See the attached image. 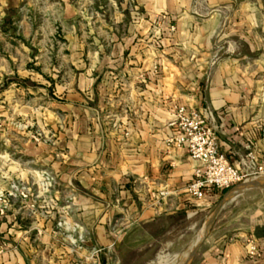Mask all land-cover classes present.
Listing matches in <instances>:
<instances>
[{"label":"crops","instance_id":"obj_1","mask_svg":"<svg viewBox=\"0 0 264 264\" xmlns=\"http://www.w3.org/2000/svg\"><path fill=\"white\" fill-rule=\"evenodd\" d=\"M121 1L110 4L121 32L111 33L106 54L95 52L100 61L85 66L84 51L69 50L43 81L60 95L45 105V138L1 163L0 264H151L174 247L168 222L217 204L209 228L218 209L264 192L263 175L195 200L186 188L200 164L166 142L184 107L213 128L235 168L245 169L250 150L264 163V0ZM76 11L63 3V19ZM44 176L52 181L42 193ZM216 231L177 264H253L249 241L264 264L260 207Z\"/></svg>","mask_w":264,"mask_h":264},{"label":"rangeland","instance_id":"obj_2","mask_svg":"<svg viewBox=\"0 0 264 264\" xmlns=\"http://www.w3.org/2000/svg\"><path fill=\"white\" fill-rule=\"evenodd\" d=\"M112 1L0 0V170L1 163L17 159L20 145L25 143L27 149L32 146L31 142H42L45 138L42 131L49 128L42 119L45 117V123L51 121L43 114L45 105L59 101L60 97L59 89H54L51 83L43 87L51 69L58 70L64 65L69 50L84 51L79 60L85 66L100 61L96 51L108 52L111 33L115 29L121 32L120 26L112 24L113 17L119 14L118 9L110 6ZM64 2L76 7V16L63 19ZM46 177L40 183L42 193L46 191L43 185ZM0 198L2 207L4 199ZM234 203L218 209L209 228L206 223L217 204L202 216H178L168 222L167 226L173 227L168 237L175 243L172 250L159 254L169 260L166 264L182 262L213 227L218 236L220 232L244 224L253 209L260 207L264 213V192L240 201L237 207H233ZM194 223L196 227L189 229Z\"/></svg>","mask_w":264,"mask_h":264},{"label":"built area","instance_id":"obj_3","mask_svg":"<svg viewBox=\"0 0 264 264\" xmlns=\"http://www.w3.org/2000/svg\"><path fill=\"white\" fill-rule=\"evenodd\" d=\"M169 127L174 132L167 138V144L184 146L189 157L200 164L194 173V180L186 188L188 195L195 200L203 199L206 189H225L243 182L249 177L264 175V163H257L258 156L251 150L243 159L245 169L241 171L235 168L225 154L220 152L213 128L197 111L187 110L184 107L177 108L169 122ZM261 136L264 140V128L261 130ZM51 181L52 179L49 177L44 179V190L50 187ZM27 194L26 189L18 190L21 199H26ZM2 213L3 210L0 207V214ZM57 225H62V222H57ZM70 229L74 231L75 226ZM258 257L259 252L256 243L249 241L247 258L256 264Z\"/></svg>","mask_w":264,"mask_h":264},{"label":"bare ground","instance_id":"obj_4","mask_svg":"<svg viewBox=\"0 0 264 264\" xmlns=\"http://www.w3.org/2000/svg\"><path fill=\"white\" fill-rule=\"evenodd\" d=\"M261 183H264L263 181ZM257 184V183H256ZM260 184V183H259ZM249 185V184H248ZM236 196V195H235ZM201 240V238H200ZM197 244V243H196ZM187 253V252H186ZM166 255V254H165ZM188 255V254H187ZM184 256V255H183ZM185 257V256H184ZM168 258V257H167ZM169 261L168 259L166 260V256L158 255L151 264H166V262ZM168 264V263H167Z\"/></svg>","mask_w":264,"mask_h":264}]
</instances>
